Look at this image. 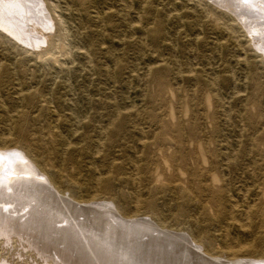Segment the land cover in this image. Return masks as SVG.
Wrapping results in <instances>:
<instances>
[{
	"label": "rangeland",
	"instance_id": "374dc122",
	"mask_svg": "<svg viewBox=\"0 0 264 264\" xmlns=\"http://www.w3.org/2000/svg\"><path fill=\"white\" fill-rule=\"evenodd\" d=\"M209 1L41 0L56 27L38 56L0 32V147H24L46 171L60 169L64 192L38 222L47 235L32 228L0 237V263L125 264L127 253L136 264H167L156 259L167 252V241L156 238L161 230L184 234L180 242L187 239L193 250L192 237L211 251L241 245L242 260L264 257V200L246 194L253 188L249 173L264 175V23L246 27ZM109 9L128 21L106 16L117 28H108L105 51L126 53L132 38L133 52L123 61L103 54L90 60L89 30L97 12ZM22 18L28 16H14L25 30ZM142 29L162 32L159 47L142 43ZM113 105L130 117L119 130L111 126ZM68 114L71 122L55 124ZM210 169L217 186L230 190L220 198L202 190L206 182L213 188ZM258 188L264 191V179ZM94 193L112 204L89 205ZM229 200L242 221L231 220ZM65 203L86 212L72 219ZM1 217L0 229L9 223Z\"/></svg>",
	"mask_w": 264,
	"mask_h": 264
},
{
	"label": "bare ground",
	"instance_id": "6f19581e",
	"mask_svg": "<svg viewBox=\"0 0 264 264\" xmlns=\"http://www.w3.org/2000/svg\"><path fill=\"white\" fill-rule=\"evenodd\" d=\"M40 1L41 0H2V2H0V32L4 36L9 37L11 40L20 44L22 47H26L29 50L32 49L35 52L37 51L36 52L37 56L40 55L41 50H43L44 47L46 46V44H48V42L50 41V36L53 34L51 31L56 27V23L51 19V17L49 15H47L46 10H44L42 5H40V3H42ZM100 1L106 5L107 2L109 3L112 0H100ZM209 3H210V1H209ZM213 4L228 10L229 14L231 13L230 14L231 16L235 15L234 17H237L238 20L241 21V24L246 26V27H248L252 24H254V25L258 24L260 21L261 22L263 21L262 23H264V2H260V0H255L254 3L249 4V5H244L242 3L238 4V3H234V2L230 3L228 0H218L216 2V4H215V2ZM56 6H57V4H56ZM54 9H56V8H54ZM113 12L114 11H111V9H109V11H107V12H104V11L103 12H97V13H99L98 14L99 16L94 21L96 24V27H94L93 29H90L89 33H88V36L90 35L89 37L92 39V41L90 42V46L88 47L89 48L88 58L90 60L96 58V56H98V54H103L104 57L107 56L108 59H115L118 61H123V59L126 58V56H131V54H130L131 51L133 52V50H131L132 38H130L126 41V44L124 46L126 53L117 55L112 50L107 49L108 51H105L106 44H105L104 39L107 38L108 28L113 26V23L110 22V20L119 19L120 21L124 20V22L128 21L127 20L128 16L126 14H121L120 12L113 14ZM24 14H26L28 16V18H22V21H24V25L27 28L25 30H20L22 28H19V23L17 21H15L14 16L17 15V16L22 17V15H24ZM107 15H110L108 17V19L110 18V20H108V19L106 20ZM231 16H230V20L232 18ZM113 27L117 28V23H114ZM129 27H130V29L131 28L134 29V25H132V24H128V28ZM255 29L258 30L257 28H255ZM141 32L143 33L144 38H145L142 43L147 44L149 42V39H151L152 43L154 45H156L157 47H159V45L161 43V34H162V32H160L159 29H154V30L142 29ZM50 33H52V34L50 35ZM251 34H255V33L252 32ZM260 36H261V33H260ZM164 41H165V39H164ZM162 44H164V43H162ZM260 47H261V45H260ZM156 57H158V56L153 55V54L151 55V58H156ZM98 59H100V58H98ZM152 70L154 71L156 69L153 68V69H151V71ZM155 89H157V88H155ZM46 104L51 105L52 103L47 100ZM111 113L113 114V122L111 123V126L117 125L118 130L120 128V125L124 124V123H122L121 119L127 120L128 118H130L128 116L123 118L124 116H123L122 111L119 110L117 108V106H115V105H113L111 107ZM56 114H58L57 109L55 110V115ZM73 117L74 116L72 114H68V115H65L63 117H58L55 120V124L58 125L61 123L60 125H62V123H63L66 125L67 123H69L73 120ZM164 117H166V116H164ZM74 119L78 120L76 118H74ZM78 122L81 123L82 121L78 120ZM179 130L184 131L182 129V127H180ZM163 146L164 145L162 144L160 149H162ZM184 150H185V147H184ZM196 150H197L196 158H197V161L199 162V160H200L199 152H202L203 150H201L200 148H197ZM0 152L2 153V154H0V215L3 217V219L5 221L3 223H6L9 221V223L5 224L6 226L2 224V226H5V227H2L0 229V237L1 236L2 237H10V236L15 237V236H21V235L22 236L29 235V234H26V230L27 229L30 230L32 228L33 229L35 228L36 232H38V234H40V235H44V234L47 235V233L45 231L43 232V229H41L38 222L40 221V219L44 215L45 208L49 207L47 203L48 202H50L51 204L57 203L58 199L56 197V194L57 193L59 195L61 194V196H62V194H64V192L61 189L62 187L60 186L61 182L63 180L62 172L60 171V169H56V168H53V170H51V171H46L43 167V164L40 162L41 160L39 161L38 158L32 152H31L32 153L31 154L24 147L15 148L12 150L2 149V147H0ZM208 155H209L208 152L204 153L203 159L206 160ZM185 157H186V155H185ZM216 168H218L217 164H216ZM215 173L216 172L213 171L212 169H210L208 171V177L210 178V183L212 184L213 188L209 189V186H208L209 183L206 182L202 186V190L211 191L214 196L217 195L216 197L219 196V198H220L226 192L229 193L230 190L224 186H221V187L217 186V184H220V179L216 177ZM249 175L251 177L250 180L253 184L252 185L253 188L247 190L248 192H246V194L249 195L250 193H255V195L258 197L259 200L261 199V197H263V200H264V191L262 188H258L259 183L261 181L263 182L264 175H259L258 172L256 173L255 171L249 173ZM192 185L193 184H191L188 189L193 188ZM254 189H256V191H253ZM261 191H263V192L261 193ZM96 198H97V194L94 193V195H92V201L89 202L91 204H89V205H92V206L94 205V207H95V206H102L104 204H105L104 206H106L107 204H112L111 202L99 201ZM33 202H35V203L32 204ZM24 203L29 204L30 208L28 206V209L26 210V208L24 207ZM45 203L47 204V206H45ZM71 205H72V203L71 204L65 203L66 210L70 211L72 219H75L78 216H80V214H83L86 212V210L80 211L81 207L79 205L78 206L80 208L77 210L74 209L75 207H72ZM113 205L115 206V204H113ZM229 205H230L231 220L236 221V222L242 221V218L237 214V211H236L237 204L234 201L229 200ZM109 206L110 205H108V207ZM250 206H251V204L248 206V218H249L250 213L252 212L251 211L252 206L251 207ZM50 207H51V205H50ZM40 208H43L42 212H38V210ZM72 208H73V210L71 211ZM81 210H82V208H81ZM55 211L57 212V210H55ZM89 211H91V209H89ZM108 211H109V209H108ZM16 212L20 215L19 218L22 219V218L26 217V220L24 223L20 224L19 220H16L13 218V216H11ZM94 213H95V211H94ZM102 216L103 215H100L101 218H102ZM106 216H107V214H106ZM95 217H97V216H95ZM58 218H60V217H58ZM101 218H99V221L102 220ZM131 219H133V218H131ZM128 221H130V222L133 221V224L135 226L141 225L137 222L134 223L135 220H128ZM7 224H9V226H7ZM106 224H108V222H106ZM110 224H111V220H110ZM127 224H128V222H127ZM115 225H113V226H115ZM65 226H67V225H65ZM68 226H69V224H68ZM117 227H118V225H117ZM142 227H144V224H142ZM146 227H150V226H146ZM79 228H80V226H79ZM115 228H116V226H115ZM139 229L141 230V228H139ZM144 229H146V228H144ZM81 230H82V232H84L83 228H81ZM106 230H108V229H106ZM128 231H130V230L128 229ZM135 231H137V229H135ZM53 232H54V230L51 232H48V233L50 234ZM107 232H105V233H107ZM109 233H110V231H109ZM165 233H167V235H165ZM30 234H32V232H30ZM116 234H118V233H116ZM144 235H149V234H144ZM33 236H35V235H33ZM181 236L183 238L186 237V236H184V234L173 233L172 231H169V230H167V232L161 230L158 233L156 238L162 239V241H167V244H165V245H167V252H164L162 250L163 251V253H161L162 255L159 257L157 256L156 259L159 261H166L167 264H264V257L251 259V260L244 259L245 261L242 259H239V257H238L239 253L246 250V248L242 247L241 245H235V244L227 243L226 248L224 250H222V251H219V250L218 251H215V250L211 251L209 248L210 247L209 245H208L209 247L207 248L204 244H203L204 246L201 245L198 242V240H196L195 238L192 237L193 242H194L193 246L196 248V250H193L192 248L189 247V245H187L188 240L186 238H185L186 240L184 239L185 240L184 244H183V242H180L179 238H181ZM131 237L134 240L133 236H131ZM135 237H136V235H135ZM4 239H6V238H4ZM85 241H86V239H85ZM127 241H128V244H130V242H131L130 239L125 238V240H123L124 243H127ZM151 241H152V239H151ZM155 241H156V239H155ZM164 243L165 242H163V245H164ZM98 245H100V244H98ZM97 247L98 246H96V248ZM146 247H147V245H146ZM133 248H134V246H133ZM154 249L155 248H153V250ZM101 250H103V249H101ZM165 251H166V249H165ZM132 252H133V250H132ZM153 252H155V251H153ZM97 253H98V251H97ZM126 255L123 256V259H122L123 263H125V264H136L137 263L136 258H135L136 255H134L135 257L132 254L126 253ZM111 261H112V259H111ZM138 261L141 262L139 264H144V262H145L143 260L142 261L138 260ZM152 261H154V260H152ZM106 262H107V260H106ZM119 263H120V261H119ZM0 264H2V263H0ZM107 264H109V263H107ZM158 264H163V263L161 262Z\"/></svg>",
	"mask_w": 264,
	"mask_h": 264
},
{
	"label": "snow or ice",
	"instance_id": "6c2138e0",
	"mask_svg": "<svg viewBox=\"0 0 264 264\" xmlns=\"http://www.w3.org/2000/svg\"><path fill=\"white\" fill-rule=\"evenodd\" d=\"M0 2H2V0H0ZM234 3H242L244 5H249L255 2V0H233ZM260 2H264V0H260ZM264 39V38H262Z\"/></svg>",
	"mask_w": 264,
	"mask_h": 264
}]
</instances>
